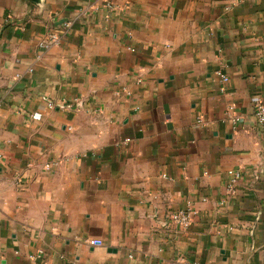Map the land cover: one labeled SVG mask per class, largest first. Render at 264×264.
I'll return each mask as SVG.
<instances>
[{
  "label": "crops",
  "instance_id": "0c3cea01",
  "mask_svg": "<svg viewBox=\"0 0 264 264\" xmlns=\"http://www.w3.org/2000/svg\"><path fill=\"white\" fill-rule=\"evenodd\" d=\"M0 25V264H264V0H0Z\"/></svg>",
  "mask_w": 264,
  "mask_h": 264
},
{
  "label": "built area",
  "instance_id": "2783aa9c",
  "mask_svg": "<svg viewBox=\"0 0 264 264\" xmlns=\"http://www.w3.org/2000/svg\"><path fill=\"white\" fill-rule=\"evenodd\" d=\"M1 31H2V25H0V32ZM56 41H57L56 36L52 35L51 39L42 42L41 46L43 48L49 49L56 43ZM223 80L228 81L227 77H223ZM1 115H2V106L0 104V116ZM255 117H256L257 122L260 125H264V104L262 102L256 103ZM203 123H204V121L200 119L199 124H203ZM51 168H52L51 165L46 166L47 170H51ZM230 174L233 175V173H230ZM240 176L241 175L239 173L234 175L235 179H239ZM168 219H169V223L187 228L191 224L192 210L187 209V210H182V211L170 213ZM95 244H96V242L92 241V245H95Z\"/></svg>",
  "mask_w": 264,
  "mask_h": 264
},
{
  "label": "water",
  "instance_id": "95a60500",
  "mask_svg": "<svg viewBox=\"0 0 264 264\" xmlns=\"http://www.w3.org/2000/svg\"><path fill=\"white\" fill-rule=\"evenodd\" d=\"M32 2H35V3H38L39 2V0H31Z\"/></svg>",
  "mask_w": 264,
  "mask_h": 264
}]
</instances>
